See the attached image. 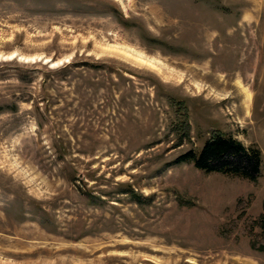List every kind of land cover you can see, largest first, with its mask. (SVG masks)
<instances>
[{"label": "rangeland", "instance_id": "1", "mask_svg": "<svg viewBox=\"0 0 264 264\" xmlns=\"http://www.w3.org/2000/svg\"><path fill=\"white\" fill-rule=\"evenodd\" d=\"M0 264H264V0H0Z\"/></svg>", "mask_w": 264, "mask_h": 264}, {"label": "trees", "instance_id": "2", "mask_svg": "<svg viewBox=\"0 0 264 264\" xmlns=\"http://www.w3.org/2000/svg\"><path fill=\"white\" fill-rule=\"evenodd\" d=\"M174 162H191L208 173L220 172L257 180L261 172L262 152L255 146H246L231 135L215 132L199 152L188 150L179 154Z\"/></svg>", "mask_w": 264, "mask_h": 264}]
</instances>
